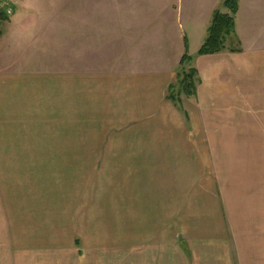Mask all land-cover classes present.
<instances>
[{
    "label": "rangeland",
    "instance_id": "rangeland-1",
    "mask_svg": "<svg viewBox=\"0 0 264 264\" xmlns=\"http://www.w3.org/2000/svg\"><path fill=\"white\" fill-rule=\"evenodd\" d=\"M221 1L212 13L228 12ZM211 3L214 1L20 0L17 9L42 13L32 12L36 26L28 33L31 39L24 40L25 45L30 44L28 55L42 63L23 64L21 69L83 73L108 69L118 56L166 55L175 59L184 31L192 55L200 29L208 24L207 20L202 25L201 13ZM73 11L77 13L74 22L69 15ZM14 15L1 22L0 38L15 23ZM234 37L226 41L230 38L231 44ZM182 64L179 72L184 68ZM176 84L181 88L178 81ZM34 94L28 91L24 111L4 117L8 126L20 125L12 135L21 136L22 145L13 143L11 150L3 149L8 147L2 144L3 139H8L1 133L4 119L0 122V264H165L169 250L171 264H192L193 247L187 235L195 221L176 226L164 214L165 206L172 215L178 212L176 201L172 198L170 204L166 198L164 184L168 180L193 190L192 199L196 200L190 202L192 211L202 220L211 221L219 185L223 186L231 216L230 225L224 219L223 227L231 248L229 226L232 234L245 231L250 235L257 231L255 221L259 220L258 228L264 229V209L261 214L258 211L264 205V192L253 193L255 187L264 190V144L227 145L229 154L211 153V146L204 144V151L198 152L200 158L193 161L196 176H164V180L158 175L142 177L138 168H115L116 161L111 158L116 156L114 153L100 149V159H94L92 153L73 151L70 144L68 150L69 142L82 141L84 145L92 136L99 141L101 135L106 137L104 131L93 127L90 119L85 122L83 106L68 111L69 105L61 104L59 113L43 111L44 106L35 105ZM63 94L67 95V90ZM254 130L264 133L262 128ZM52 136L59 137V145L54 148H59L62 159L52 158L56 154L50 145H44L41 151L36 143ZM193 181L204 183V187L191 185ZM148 201L150 208L146 207ZM219 205L224 217L225 211ZM238 216L248 221L244 227L238 226ZM248 217L257 219L251 222ZM198 245L200 250L212 247L200 242ZM232 256L235 258L233 251Z\"/></svg>",
    "mask_w": 264,
    "mask_h": 264
},
{
    "label": "crops",
    "instance_id": "crops-1",
    "mask_svg": "<svg viewBox=\"0 0 264 264\" xmlns=\"http://www.w3.org/2000/svg\"><path fill=\"white\" fill-rule=\"evenodd\" d=\"M212 1L214 4L211 3L207 12L201 13L202 25L207 20L208 24L200 29L199 42L192 55L189 53L188 37L184 31L181 37L182 47L178 44L179 39L175 59L166 55L156 58L152 55L143 58L139 55L118 56L110 62L108 69L63 74L57 70L21 69L23 64L41 62L28 55L30 44L25 45L24 40L31 39L28 33L34 32L33 26H36L32 22V12L36 15L42 13L37 9H17L18 3L15 15L13 14L15 23H11L5 35L0 38V62L3 63L0 68V122L1 118L9 115L14 117L12 113L20 114L24 111L28 91L36 93L35 105L44 106L43 111L59 113L61 104L69 105L68 111L76 110V106H83L82 116L85 122L90 119L93 127L104 131L102 133L106 137L101 135L97 141V136H92V140L84 141V145L82 141L69 142L68 150L70 144L73 151L92 153L91 158L94 159H100V149L114 153L116 156L111 158L116 161L115 168L128 169L131 166L141 170L139 174L142 177L158 175L162 180L164 176H196L193 161L200 158L198 152L204 151V144L211 146V153L218 154L228 153L227 145L264 144V133L254 130L264 129V0H237L234 35L239 41L240 51L228 50L229 38L228 42L225 39L222 51L197 54L206 37L212 10L221 0ZM202 5L203 3L200 6ZM69 15L74 22L77 13L73 11ZM6 20L0 19V26ZM184 38L187 42V56L182 66L186 71H193L192 91H183L176 84L178 81L181 87L179 69L184 53ZM66 90L67 95H64ZM61 95L64 98L61 99ZM4 123V132L1 133L8 140L3 139L2 144H7L8 147L3 146V149L11 150L10 145L13 143L22 145L21 136L12 135L16 134L14 130H18L20 125L8 126L5 119ZM3 135H0V142ZM36 143L40 145L41 151L44 145H50L51 152L57 156L52 158H63L58 153L59 148H54V145H59V137H43ZM80 143L82 146H79ZM65 158L74 159L71 156ZM242 174L245 175V171ZM167 183L164 184L168 192L167 201L171 204L173 198L176 201L174 206L178 209L174 216L165 206L164 214L169 217L168 220L176 226L182 222L195 221L187 235L191 249L193 247L192 264H264V229L261 226L258 228L259 220L255 221L256 217L253 220L248 217L251 222L255 221L257 229L250 235L245 231L240 235L232 234L233 229L228 227L229 235H232V248L229 246L223 222L225 219L229 224L231 216L223 198V186L219 185L220 198L216 197L213 209L215 214L211 221L202 220L200 214L192 211L190 202L196 200V197L192 199L193 190L180 187V182L172 184L168 180ZM194 184L200 189L204 187V183L199 181L191 182V185ZM257 192L264 190L255 187L253 193ZM219 204L225 211L224 217H221ZM258 204L257 207L260 205ZM146 207H152L150 201ZM259 209L261 214L264 205ZM238 218V226L244 227L243 223L248 221L243 216ZM261 224L264 226V219ZM198 242L212 244V247L200 250V246H196ZM166 252L165 264H171L172 251Z\"/></svg>",
    "mask_w": 264,
    "mask_h": 264
},
{
    "label": "trees",
    "instance_id": "trees-1",
    "mask_svg": "<svg viewBox=\"0 0 264 264\" xmlns=\"http://www.w3.org/2000/svg\"><path fill=\"white\" fill-rule=\"evenodd\" d=\"M221 5L228 12L214 10L209 25L207 27L206 37L197 50V54H209L222 51L224 49V41L227 37H234V15L237 11V0H222ZM184 53L180 59L182 64L186 59L187 42L184 38ZM228 50L240 51L239 41L234 37V41L229 45ZM193 71L180 70L181 89L183 91L193 90L191 74Z\"/></svg>",
    "mask_w": 264,
    "mask_h": 264
},
{
    "label": "built area",
    "instance_id": "built-area-1",
    "mask_svg": "<svg viewBox=\"0 0 264 264\" xmlns=\"http://www.w3.org/2000/svg\"><path fill=\"white\" fill-rule=\"evenodd\" d=\"M20 0H0V19H8L14 14Z\"/></svg>",
    "mask_w": 264,
    "mask_h": 264
}]
</instances>
